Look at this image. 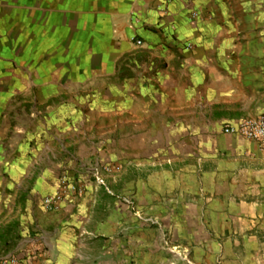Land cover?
<instances>
[{"label": "crops", "instance_id": "crops-1", "mask_svg": "<svg viewBox=\"0 0 264 264\" xmlns=\"http://www.w3.org/2000/svg\"><path fill=\"white\" fill-rule=\"evenodd\" d=\"M260 115L264 0H0V248L230 264L263 219L264 153L225 129ZM98 165L120 170L101 186Z\"/></svg>", "mask_w": 264, "mask_h": 264}, {"label": "rangeland", "instance_id": "rangeland-1", "mask_svg": "<svg viewBox=\"0 0 264 264\" xmlns=\"http://www.w3.org/2000/svg\"><path fill=\"white\" fill-rule=\"evenodd\" d=\"M70 97H71L70 95L65 96L66 99L60 96L56 97L55 105L56 106L62 105V103H64L65 100L72 101ZM72 99L74 100L75 96H72ZM78 110L79 109L76 108L74 109V112H78ZM67 111H69L68 113L73 115V109L72 110L67 109ZM91 116L95 117L94 114H91ZM88 127H91V126H88ZM93 127H96V125H94ZM118 170H120V167L98 165L96 167H93V169L91 170V175H92L93 180L96 183H98L95 177V173H98L99 176L104 181H106V178H105L106 174H114V172H117ZM61 180H66L68 182V179L66 178V176L62 177ZM262 200L264 201V197L262 198ZM43 206L48 212L55 211V210L53 211L48 210L45 207V204H43ZM12 214H15V213H12ZM20 214H24L25 216H27V212L24 213V211L20 212ZM26 227L27 226L24 225V228ZM241 227L243 228L242 235L232 237L233 248H231L230 264H264V214H263V219H261L259 222H252V223L247 222L245 225L241 224ZM22 231H23V228H22ZM18 252H20V249L18 248H0V263L2 261L15 259L19 264V260L17 257Z\"/></svg>", "mask_w": 264, "mask_h": 264}, {"label": "built area", "instance_id": "built-area-1", "mask_svg": "<svg viewBox=\"0 0 264 264\" xmlns=\"http://www.w3.org/2000/svg\"><path fill=\"white\" fill-rule=\"evenodd\" d=\"M196 17L197 15H193V18ZM133 41L136 46L142 45V42L139 40L134 39ZM225 132L230 134H239L246 139L257 143L260 150L264 153V115L244 119L237 125L227 127ZM95 177L101 186H105V181L98 173H95ZM70 187L71 186H69V183L66 180H61L58 191L44 200L45 207L48 210H56ZM0 264H18V262L15 259H10L2 261Z\"/></svg>", "mask_w": 264, "mask_h": 264}]
</instances>
